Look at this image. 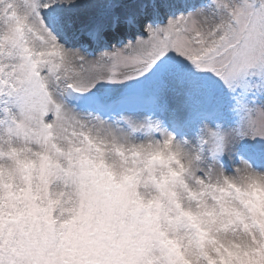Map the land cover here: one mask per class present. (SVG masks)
<instances>
[{
	"label": "snow or ice",
	"instance_id": "6c2138e0",
	"mask_svg": "<svg viewBox=\"0 0 264 264\" xmlns=\"http://www.w3.org/2000/svg\"><path fill=\"white\" fill-rule=\"evenodd\" d=\"M0 264H264V0H0Z\"/></svg>",
	"mask_w": 264,
	"mask_h": 264
}]
</instances>
